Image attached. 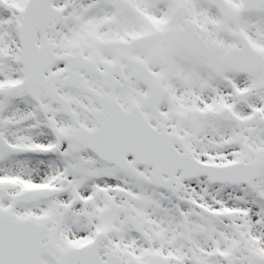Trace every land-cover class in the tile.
I'll return each mask as SVG.
<instances>
[{
    "label": "snow or ice",
    "instance_id": "6c2138e0",
    "mask_svg": "<svg viewBox=\"0 0 264 264\" xmlns=\"http://www.w3.org/2000/svg\"><path fill=\"white\" fill-rule=\"evenodd\" d=\"M0 264H264V0H0Z\"/></svg>",
    "mask_w": 264,
    "mask_h": 264
}]
</instances>
